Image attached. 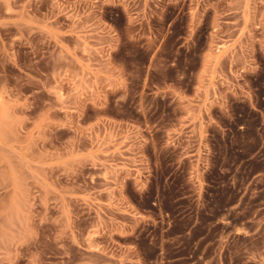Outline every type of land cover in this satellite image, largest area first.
<instances>
[{
    "label": "rangeland",
    "instance_id": "374dc122",
    "mask_svg": "<svg viewBox=\"0 0 264 264\" xmlns=\"http://www.w3.org/2000/svg\"><path fill=\"white\" fill-rule=\"evenodd\" d=\"M0 264H264V0H0Z\"/></svg>",
    "mask_w": 264,
    "mask_h": 264
}]
</instances>
